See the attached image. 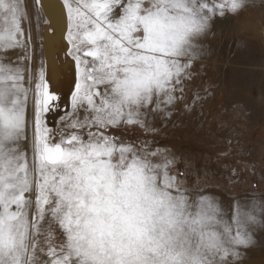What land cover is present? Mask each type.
Listing matches in <instances>:
<instances>
[{"label": "snow or ice", "instance_id": "snow-or-ice-1", "mask_svg": "<svg viewBox=\"0 0 264 264\" xmlns=\"http://www.w3.org/2000/svg\"><path fill=\"white\" fill-rule=\"evenodd\" d=\"M248 6L33 0L30 11L0 0V264H241L255 246V206L246 212L236 201L229 217L149 137L158 131L153 118H169L184 102L213 20ZM40 10L48 20L66 17L65 54L78 77L70 111L53 127L47 114L60 111V97L44 66L30 89L20 64L34 55ZM207 94L194 92L185 108Z\"/></svg>", "mask_w": 264, "mask_h": 264}, {"label": "rangeland", "instance_id": "rangeland-1", "mask_svg": "<svg viewBox=\"0 0 264 264\" xmlns=\"http://www.w3.org/2000/svg\"><path fill=\"white\" fill-rule=\"evenodd\" d=\"M21 4L31 11L33 0H21ZM248 5L239 15L213 20L201 41L206 51L194 65L196 79L186 89L184 102L172 108L169 118H153L158 131L149 139L175 156L174 172L182 170L189 181L203 185L229 217L236 201L246 212L255 206L257 223L249 226L255 246L241 264H264V0H248ZM46 21L40 10L38 22L34 19L31 27L34 55L27 61L20 58L32 77L30 89L41 65L45 66L39 44ZM74 77L77 82V73ZM75 85L63 91L60 111L47 114L50 127L59 126L57 117L70 111ZM203 89L208 90L206 99L187 110L185 104L192 103L194 92ZM32 106L30 90L29 114ZM139 134L135 130L129 136ZM27 151L31 157L30 145Z\"/></svg>", "mask_w": 264, "mask_h": 264}, {"label": "bare ground", "instance_id": "bare-ground-1", "mask_svg": "<svg viewBox=\"0 0 264 264\" xmlns=\"http://www.w3.org/2000/svg\"><path fill=\"white\" fill-rule=\"evenodd\" d=\"M45 3H47V0H45ZM41 11L47 19L46 26L42 32L43 37H40L39 44L40 49H43L46 79L49 83L50 90L54 91L61 99L63 91L66 90L67 86L71 84L75 85L76 83L74 77V73H76L74 67L75 61L71 56L65 54L67 20L66 17H61L54 21L48 20L45 12L43 10ZM48 13L51 14V7L48 9ZM35 49L37 50V46ZM74 90L75 86L72 88V91Z\"/></svg>", "mask_w": 264, "mask_h": 264}]
</instances>
